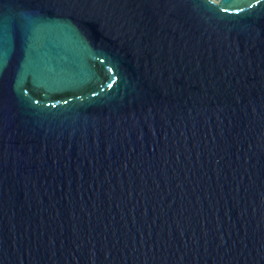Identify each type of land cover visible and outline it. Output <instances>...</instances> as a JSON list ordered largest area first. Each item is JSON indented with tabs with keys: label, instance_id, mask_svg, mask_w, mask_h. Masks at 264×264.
<instances>
[{
	"label": "water",
	"instance_id": "water-1",
	"mask_svg": "<svg viewBox=\"0 0 264 264\" xmlns=\"http://www.w3.org/2000/svg\"><path fill=\"white\" fill-rule=\"evenodd\" d=\"M0 264H264V0H0Z\"/></svg>",
	"mask_w": 264,
	"mask_h": 264
}]
</instances>
